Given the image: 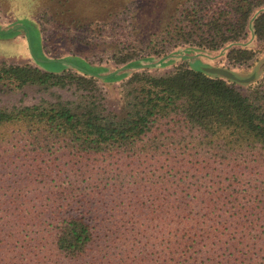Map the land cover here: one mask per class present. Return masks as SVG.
Listing matches in <instances>:
<instances>
[{
	"label": "trees",
	"instance_id": "16d2710c",
	"mask_svg": "<svg viewBox=\"0 0 264 264\" xmlns=\"http://www.w3.org/2000/svg\"><path fill=\"white\" fill-rule=\"evenodd\" d=\"M231 6L177 9L147 58L189 46L256 65L264 0ZM79 62L76 73L0 69V84L72 92L0 109V264H190L204 227L222 221L235 233L250 224L236 243L264 252L254 240L264 207L247 201L264 193V57L245 89L186 64L162 76L138 71L112 106Z\"/></svg>",
	"mask_w": 264,
	"mask_h": 264
},
{
	"label": "rangeland",
	"instance_id": "374dc122",
	"mask_svg": "<svg viewBox=\"0 0 264 264\" xmlns=\"http://www.w3.org/2000/svg\"><path fill=\"white\" fill-rule=\"evenodd\" d=\"M233 0H0V69L7 65L33 66L49 71L78 69L77 65L93 75L107 92L109 104L115 105L120 96V87L138 71H149L152 75L169 74L176 66L191 65L193 68L215 67L231 69L240 78L261 72L264 45L259 62L252 67H239L229 63L226 52H207L185 46L175 49L170 58H147L148 51L160 48L162 29L173 22L175 11L195 7L200 15L216 11H232ZM33 27H32V26ZM35 27V28H34ZM137 54L136 60L126 65L117 64L114 58ZM147 58V59H146ZM72 60V61H70ZM42 64L43 68L40 66ZM230 70V71H231ZM108 76H112L107 79ZM113 80V81H112ZM245 89L246 85L238 84ZM68 90L40 91L37 88L20 89L17 84L3 81L0 84V109L13 106L32 105L43 98L70 97ZM255 206L264 207V193L248 199ZM221 218L217 222H221ZM250 222L253 219H249ZM254 237L264 244V220L256 222ZM227 227L223 221L219 227H204L206 235L199 236L198 261L190 264H264V252L252 254L240 239L252 228ZM231 229V230H230ZM228 234V237L223 235ZM252 241L250 237L245 243ZM237 244V246H236ZM261 247L259 246L258 251ZM202 252V253H201ZM248 257L236 260V258Z\"/></svg>",
	"mask_w": 264,
	"mask_h": 264
},
{
	"label": "water",
	"instance_id": "95a60500",
	"mask_svg": "<svg viewBox=\"0 0 264 264\" xmlns=\"http://www.w3.org/2000/svg\"><path fill=\"white\" fill-rule=\"evenodd\" d=\"M198 70L207 73L213 76H219L224 79L230 80L234 83L241 84V85H248L254 82L257 78L258 72L254 73L253 75L247 78H240L235 72L230 71L224 68H215V67H200Z\"/></svg>",
	"mask_w": 264,
	"mask_h": 264
}]
</instances>
